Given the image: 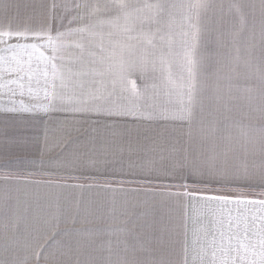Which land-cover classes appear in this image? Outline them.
<instances>
[{
  "label": "snow or ice",
  "instance_id": "snow-or-ice-1",
  "mask_svg": "<svg viewBox=\"0 0 264 264\" xmlns=\"http://www.w3.org/2000/svg\"><path fill=\"white\" fill-rule=\"evenodd\" d=\"M0 264H264V0H0Z\"/></svg>",
  "mask_w": 264,
  "mask_h": 264
},
{
  "label": "crops",
  "instance_id": "crops-1",
  "mask_svg": "<svg viewBox=\"0 0 264 264\" xmlns=\"http://www.w3.org/2000/svg\"><path fill=\"white\" fill-rule=\"evenodd\" d=\"M81 183L85 182V181H80Z\"/></svg>",
  "mask_w": 264,
  "mask_h": 264
}]
</instances>
